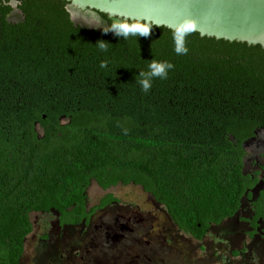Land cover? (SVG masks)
Segmentation results:
<instances>
[{
  "label": "trees",
  "instance_id": "obj_1",
  "mask_svg": "<svg viewBox=\"0 0 264 264\" xmlns=\"http://www.w3.org/2000/svg\"><path fill=\"white\" fill-rule=\"evenodd\" d=\"M14 8L19 21L8 19ZM76 11L66 0H0V264H20L31 213L76 226L118 203L107 193L88 208L92 181L141 187L196 240L258 182L243 172V142L264 132L262 46L189 32L177 55L181 30L86 9L103 22L88 28ZM145 27L148 38L105 32ZM154 61L174 67L145 93L140 73ZM255 204L264 217V190Z\"/></svg>",
  "mask_w": 264,
  "mask_h": 264
},
{
  "label": "rangeland",
  "instance_id": "obj_2",
  "mask_svg": "<svg viewBox=\"0 0 264 264\" xmlns=\"http://www.w3.org/2000/svg\"><path fill=\"white\" fill-rule=\"evenodd\" d=\"M8 19L19 21L22 14L14 8ZM72 19L88 28L103 25L92 11L72 12ZM244 149V171L264 177V132L257 130ZM263 186L260 182L243 198L233 219L212 226L196 240L179 230L165 208L141 187L118 184L103 190L92 181L86 190L88 208L107 193L118 203L76 226H61L56 211L31 213L34 231L25 239L20 264H264V222L258 223L253 237L247 235L252 230L247 221L252 202Z\"/></svg>",
  "mask_w": 264,
  "mask_h": 264
},
{
  "label": "water",
  "instance_id": "obj_3",
  "mask_svg": "<svg viewBox=\"0 0 264 264\" xmlns=\"http://www.w3.org/2000/svg\"><path fill=\"white\" fill-rule=\"evenodd\" d=\"M66 1L81 10H96L110 17L172 30L190 29L189 32H198L200 36L264 48V0Z\"/></svg>",
  "mask_w": 264,
  "mask_h": 264
},
{
  "label": "clouds",
  "instance_id": "obj_4",
  "mask_svg": "<svg viewBox=\"0 0 264 264\" xmlns=\"http://www.w3.org/2000/svg\"><path fill=\"white\" fill-rule=\"evenodd\" d=\"M112 31L113 34L120 38H127L130 35H138L140 37L148 38L151 34V28L145 27L140 29H116L112 28L105 32ZM190 29H185L183 31H176L173 35L174 40V51L177 55L187 54V47L185 46V37L189 34ZM97 46L101 51L106 52L108 50V44L104 40H98L96 42ZM101 68L106 67L105 63H101ZM174 65L170 62H152L148 65V70L146 72H141L140 76L142 77L139 81L141 89L143 92L147 93L152 87V79L167 78L169 70H171Z\"/></svg>",
  "mask_w": 264,
  "mask_h": 264
},
{
  "label": "flooded vegetation",
  "instance_id": "obj_5",
  "mask_svg": "<svg viewBox=\"0 0 264 264\" xmlns=\"http://www.w3.org/2000/svg\"><path fill=\"white\" fill-rule=\"evenodd\" d=\"M253 138V137H252ZM249 139H251V138H249ZM249 139H247V140H249ZM246 140V141H247ZM245 141V142H246ZM243 148H244V144H243ZM245 150V149H244ZM246 152V151H245ZM246 156V155H245ZM244 160H245V157H244V159H243V172L245 173V174H253V173H255V172H252V173H247V172H245L244 171ZM264 169V168H263ZM257 173H258V182L252 187V188H250V189H248V191H246V193H245V195L241 198V202H242V200H243V198L246 196V195H248V193H250V191H252L260 182H263V184H264V177H262V178H259V172L258 171H256ZM262 190H264V186L259 190V192H258V194H257V196H256V198L253 200V202H252V215H251V217L249 218V219H247V221H248V223H249V225H250V227L252 228V230L250 231V232H248V234L247 235H249L250 237H253L255 234V231H256V229L258 228V223L260 222V221H262V222H264V217H259V218H257V219H255V216L257 215V213H256V209H255V207H256V204H255V202H256V200H257V198H258V196L260 195V192L262 191ZM241 202H240V207H241ZM240 207H239V209H240ZM239 209H238V211H239ZM238 211L233 215V216H231V217H228V218H226V219H224L221 223H219V224H212L211 226H210V229L212 228V226H219V225H221L222 223H224L225 221H228V220H230V219H233L234 217H235V215L238 213ZM33 214H38V213H33ZM40 214V213H39ZM209 229V230H210ZM34 231V224H33V229H32V232ZM31 232V233H32ZM209 232V231H208ZM208 232L206 233V235L208 234ZM30 233V234H31ZM29 234V235H30ZM187 234V233H186ZM28 235V236H29ZM187 235H189V236H191L190 234H187ZM205 235V236H206ZM27 236V237H28ZM204 236V237H205ZM192 237V236H191ZM203 237V238H204ZM193 238V237H192ZM202 238V239H203ZM201 239V240H202Z\"/></svg>",
  "mask_w": 264,
  "mask_h": 264
}]
</instances>
